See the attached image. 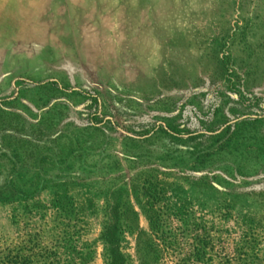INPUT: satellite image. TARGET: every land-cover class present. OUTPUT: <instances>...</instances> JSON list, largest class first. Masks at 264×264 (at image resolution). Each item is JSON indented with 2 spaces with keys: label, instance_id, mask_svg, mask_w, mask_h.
Segmentation results:
<instances>
[{
  "label": "rangeland",
  "instance_id": "obj_1",
  "mask_svg": "<svg viewBox=\"0 0 264 264\" xmlns=\"http://www.w3.org/2000/svg\"><path fill=\"white\" fill-rule=\"evenodd\" d=\"M106 261L264 264V0H0V264Z\"/></svg>",
  "mask_w": 264,
  "mask_h": 264
},
{
  "label": "trees",
  "instance_id": "obj_2",
  "mask_svg": "<svg viewBox=\"0 0 264 264\" xmlns=\"http://www.w3.org/2000/svg\"><path fill=\"white\" fill-rule=\"evenodd\" d=\"M112 257V260L114 261V260H116L117 258H115V256L113 257V256H111ZM113 261H111V262H109V261H106L105 262V264H116L115 262H113Z\"/></svg>",
  "mask_w": 264,
  "mask_h": 264
}]
</instances>
